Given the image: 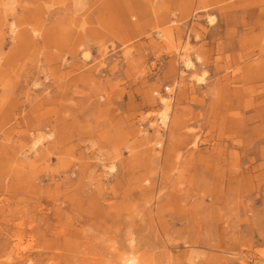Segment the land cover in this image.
<instances>
[{
	"label": "rangeland",
	"instance_id": "rangeland-1",
	"mask_svg": "<svg viewBox=\"0 0 264 264\" xmlns=\"http://www.w3.org/2000/svg\"><path fill=\"white\" fill-rule=\"evenodd\" d=\"M25 1L0 5V264H118L129 240L264 264V0Z\"/></svg>",
	"mask_w": 264,
	"mask_h": 264
},
{
	"label": "bare ground",
	"instance_id": "bare-ground-1",
	"mask_svg": "<svg viewBox=\"0 0 264 264\" xmlns=\"http://www.w3.org/2000/svg\"><path fill=\"white\" fill-rule=\"evenodd\" d=\"M11 1L12 0H1L0 5L2 7H4L3 8V14L6 12L5 10H8V6H9L8 4L9 3L11 4ZM122 1L126 2L125 0H122ZM22 2H27V1L22 0ZM37 8L38 9H42L39 6ZM33 15H34L33 17L36 19L37 16L39 17L40 15H42V13H41L40 10H35ZM28 18H32V17L28 16ZM38 21L40 22L39 19H38ZM61 22H62V24H61ZM22 25H23V23L17 25L16 23L11 22L10 25L8 26V29L10 31V34L13 35L16 38L17 41H21V42H23V43L28 45L29 44V40H32V39L37 37V32L40 31V29H38V31H36L35 27H30L31 28L30 30H27V28H23V29L18 30V28L20 26H22ZM57 26H58V24H57ZM59 27H61V29L63 28L65 30L64 33L69 32V30H70L69 26L68 25L66 26V23L64 22L63 19H62V21L60 20L59 26L57 28H59ZM67 27H68V31H67ZM47 30L42 31V33L39 36V38L48 39L49 36L52 37L53 39H58L59 38L58 37L59 35L55 36V33H53L52 31L50 33ZM56 34H58V33H56ZM45 41L49 42V40H45ZM188 51L189 50H188L187 47H183V56H182L181 60H182V62L184 64V67L187 70L192 71V73H193L195 71V65L190 60ZM201 60H202L201 56L197 55L196 56L197 63H201ZM1 76H2V74L0 72V77ZM192 76L194 77L196 75L192 74ZM196 80L202 82L201 77L197 78ZM159 104L161 105V111L158 114V116H159L158 121L163 126H166V124L169 122L170 102L166 98H161L160 101H159ZM51 136L52 135H50L48 137L46 136V137L47 138H51ZM43 140H44V137H42V136H38V137L32 139L31 142H30L29 150L33 151L34 153L40 151L38 149L41 147ZM39 154L43 155L42 157H45L43 152L40 151ZM110 170H112V168H110ZM128 247H129L128 248L129 252L124 254V255H122V256H120L118 258V264H146L145 263L146 262L145 256H141V255L139 256L138 253L136 252V250H135L136 246H135L133 240H129Z\"/></svg>",
	"mask_w": 264,
	"mask_h": 264
}]
</instances>
